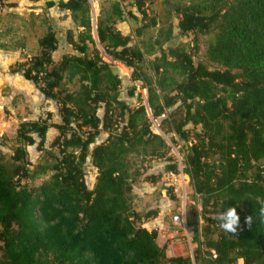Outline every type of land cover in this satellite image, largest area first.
<instances>
[{
	"label": "trees",
	"instance_id": "obj_1",
	"mask_svg": "<svg viewBox=\"0 0 264 264\" xmlns=\"http://www.w3.org/2000/svg\"><path fill=\"white\" fill-rule=\"evenodd\" d=\"M6 1L0 0V10L16 6ZM96 1L46 0L47 29L38 53L10 68L56 104L61 123H53L51 113L21 123L13 154L0 149V264H264V0L174 5L182 35L211 37L207 58L214 69L195 65L184 46L165 48L174 38L173 14L159 30L161 56L147 62L145 52L131 46L133 38L116 27L139 18L115 1L94 23ZM151 1L133 0L143 24L137 38L159 26L148 12ZM56 6L69 13L68 25L82 29L78 35L66 33L68 45L81 56L65 55L57 64L52 56L59 42L51 22ZM94 30L105 53L132 71L133 82L143 83L146 105L131 108L120 99L122 81L98 50ZM0 49L8 51L5 45ZM174 107L163 122L171 119L168 133L189 145L183 172L204 213L214 215L206 218L213 230L194 226V259L168 257L157 242L158 231L143 227L159 211L141 215L133 208V190L144 174L134 159L164 161L167 173L178 174L151 120ZM50 129L58 136L47 149ZM103 133L107 138L97 144ZM29 148L44 155L39 164L31 162ZM89 160L97 170L93 189L85 180ZM49 174L37 189L28 185ZM160 178L144 181L155 185ZM228 208L239 217L231 234L218 226L219 213Z\"/></svg>",
	"mask_w": 264,
	"mask_h": 264
},
{
	"label": "rangeland",
	"instance_id": "obj_2",
	"mask_svg": "<svg viewBox=\"0 0 264 264\" xmlns=\"http://www.w3.org/2000/svg\"><path fill=\"white\" fill-rule=\"evenodd\" d=\"M115 1H121V5L124 8L123 10L125 11V14H127L129 11H133V13L139 18V21L137 22L129 19L128 22L119 23L116 27L117 29L119 27L118 30L121 31L122 34L126 36L129 35L133 38L134 41L131 43V46L138 45L145 52L147 62L153 61L155 58L161 56L159 53L160 46L157 45V41H159L160 44L162 43V39L159 38V30L164 27V24L168 18L174 13V5H185L191 2V0H152L151 3L148 4L150 9L148 12L151 17H154L159 21V26L145 30L144 34L137 38L136 30L143 24L141 23V16L137 13V10L133 8V0H97L92 4V17L94 23H96L97 18L100 15V11L102 9L109 10L111 4ZM1 12L0 33H2V36L0 37V45H5L8 51L24 50L26 52V54L25 52L23 53L24 61L30 60L38 53V41L44 36L46 32L47 24L43 22L42 15H46L47 13L38 12L39 14H36L33 11L31 14L27 12L25 15L19 16L14 13H8L4 11ZM12 15H16L18 18L12 17ZM125 17L127 18V15H125ZM51 22L57 34L59 44L61 41H64L60 52L62 54L67 47L65 45H67L66 33L68 29H64V26L58 28L52 19ZM171 23L173 25L174 38L165 45V48L184 46L187 48V51L192 54L195 65L203 64L210 69L217 67L211 64L207 58V49L211 41L210 36L198 35L196 37L192 34H188L186 36L182 35L178 28L179 20L175 14L172 15ZM72 30L75 35H78V33L82 31V29L78 28L76 25L72 28ZM96 45L98 50L101 52L103 59L111 64V61L114 60L105 53L103 47L99 43L98 38L96 39ZM22 47L23 49H21ZM75 55L81 56L77 52H75ZM62 58L63 56L60 58V61ZM112 65L114 66V70L122 81L120 99L127 103L131 108H135L140 105H146L148 96L147 90L144 88L143 83L133 82L131 80L132 71L122 63L115 62V64ZM77 87L78 85L73 83L69 85L71 90H75ZM133 89L135 90V94L133 97H131L129 95V91ZM53 104L54 107L49 105L50 109H57L56 104ZM41 108L44 109L42 110V116L45 117L47 114L45 112L46 105H43ZM176 108L177 107H174L173 109L169 110L167 115L161 119L154 120L151 117V120L153 132L162 136L170 148L169 157L173 159L174 163L178 164V174L167 173L165 171V167L169 163L164 161L158 160L153 161L152 163L141 164L137 159H134V162L137 161L135 167L140 168L141 172L144 174L139 180L138 184L135 185L133 190V208L141 215H145L151 210L159 211V216L157 217L159 221H156L157 218L153 219L151 221L145 222L143 227L149 231H158L159 237L157 242L160 247L165 248L166 255L168 257H189L194 259V254L197 248V245L194 242V226L196 223H198L200 230H202V227H209L213 230L212 225L206 221V218L209 217L210 219H213L214 215L208 216V214L204 213L201 198L194 195V192L190 186V179L183 172V161L189 145L184 141H181L174 133H168V131L171 130L170 118V120H167V122H163L168 119L169 115L176 111ZM98 114L99 116H102L103 112L99 111ZM7 115L6 117H8ZM55 116H58L57 113L52 114V122H54ZM18 128L19 126H14L12 131L10 129V136L0 133V149L7 156H11L13 154V149L15 148L14 141ZM187 129L194 131V128L191 125L188 126ZM197 131H200V128ZM106 138L107 135L103 133L98 138L97 144L102 143ZM52 142L53 140L48 137L46 144L47 149H50ZM93 149L94 147L91 148V151ZM28 151L29 158L33 165L39 164V161L44 155L36 153L35 148H29ZM55 153L57 152L55 151ZM85 173L87 186L89 189H93L96 181L97 170L91 165L90 160L85 167ZM151 175H161L160 180L155 185L144 181L145 177ZM50 176L51 174L43 177L40 180H37L35 183H28V185L37 189L45 181H48ZM176 215L181 216L180 225H175L172 221V218ZM151 222L154 223L152 224Z\"/></svg>",
	"mask_w": 264,
	"mask_h": 264
},
{
	"label": "crops",
	"instance_id": "obj_3",
	"mask_svg": "<svg viewBox=\"0 0 264 264\" xmlns=\"http://www.w3.org/2000/svg\"><path fill=\"white\" fill-rule=\"evenodd\" d=\"M46 0H39L30 2L29 0H7V5H16L15 7L6 6L0 10L8 13H14L19 16L25 15L27 12L31 14L33 11L36 14L38 12L43 13L45 8L44 3ZM67 2L68 0H62ZM69 13L67 11H61L57 6L54 8V17L52 21L55 25L61 28L64 24L68 25L69 19L67 17ZM126 23V22H120ZM74 24L64 26V29H71ZM119 29V27H118ZM96 42V35H94ZM62 44L58 46V50L53 53V61L58 63L60 58L65 55H75V51L72 50L70 45L67 46L65 51L61 54ZM69 47V48H68ZM71 48V49H70ZM72 50V51H71ZM25 51L21 50H9L5 51L0 49V133L7 134L10 136V132L13 130L14 126H19L21 123L36 121L42 116V110H44L43 105H46L45 112L55 114L57 109H50V106L54 107V102L45 100L43 95L36 89V87L26 81L24 77L20 74H11L10 68L17 63L24 61L23 53ZM26 54V52H25ZM108 63V62H107ZM110 64V63H109ZM111 64H115V61H111ZM50 105V106H49ZM56 109V110H55ZM101 111V110H100ZM8 114V115H7ZM6 115L8 117H6ZM59 116V115H58ZM55 116V124H60V117ZM11 131L9 132V130ZM16 131V130H15ZM58 136V132L55 129H50L47 134V138L50 137L54 140ZM138 212V211H137ZM157 222L159 219L157 218ZM152 224L154 222H151Z\"/></svg>",
	"mask_w": 264,
	"mask_h": 264
},
{
	"label": "clouds",
	"instance_id": "obj_4",
	"mask_svg": "<svg viewBox=\"0 0 264 264\" xmlns=\"http://www.w3.org/2000/svg\"><path fill=\"white\" fill-rule=\"evenodd\" d=\"M239 217L234 208H228L221 211L218 215V226L226 234L235 233Z\"/></svg>",
	"mask_w": 264,
	"mask_h": 264
},
{
	"label": "built area",
	"instance_id": "obj_5",
	"mask_svg": "<svg viewBox=\"0 0 264 264\" xmlns=\"http://www.w3.org/2000/svg\"><path fill=\"white\" fill-rule=\"evenodd\" d=\"M172 221L175 225H180L181 224V216L176 215L172 218ZM214 254V253H213ZM216 258V256H214Z\"/></svg>",
	"mask_w": 264,
	"mask_h": 264
}]
</instances>
